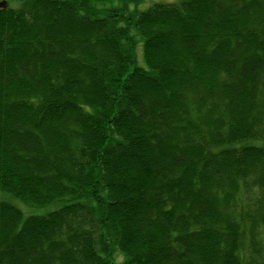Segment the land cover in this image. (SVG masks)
Segmentation results:
<instances>
[{
	"label": "trees",
	"instance_id": "1",
	"mask_svg": "<svg viewBox=\"0 0 264 264\" xmlns=\"http://www.w3.org/2000/svg\"><path fill=\"white\" fill-rule=\"evenodd\" d=\"M110 1L0 0V264H264V0Z\"/></svg>",
	"mask_w": 264,
	"mask_h": 264
},
{
	"label": "rangeland",
	"instance_id": "2",
	"mask_svg": "<svg viewBox=\"0 0 264 264\" xmlns=\"http://www.w3.org/2000/svg\"><path fill=\"white\" fill-rule=\"evenodd\" d=\"M140 2H122L120 0H111L109 2V4H113L116 5L118 7H120V9H124L127 12H131L133 14L140 12L142 10H146L147 8H149L150 6L157 4V3H167V2H172V3H179V0H139ZM100 2V1H99ZM106 3V1H104ZM127 7V8H126ZM99 11H105L108 10L105 7V10L102 9V7L99 8ZM109 11V10H108ZM142 50H143V46L142 44L137 45V55L139 58V63L141 64L143 61V57H142ZM0 199L2 200H6L8 202H11L12 204H14L20 211H22V213L26 216H29L30 214H45L49 211H52V207H47V206H32L29 204H26L22 201H20L18 198L15 197H0ZM116 261L118 262H123V259L121 258V256H117L115 258Z\"/></svg>",
	"mask_w": 264,
	"mask_h": 264
}]
</instances>
